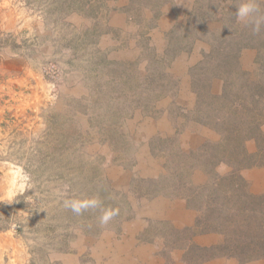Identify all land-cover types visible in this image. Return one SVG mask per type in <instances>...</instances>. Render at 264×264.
Segmentation results:
<instances>
[{
	"label": "rangeland",
	"instance_id": "obj_1",
	"mask_svg": "<svg viewBox=\"0 0 264 264\" xmlns=\"http://www.w3.org/2000/svg\"><path fill=\"white\" fill-rule=\"evenodd\" d=\"M244 2L0 0V197L32 185L0 199V264H108L127 237L264 259V25Z\"/></svg>",
	"mask_w": 264,
	"mask_h": 264
},
{
	"label": "crops",
	"instance_id": "obj_2",
	"mask_svg": "<svg viewBox=\"0 0 264 264\" xmlns=\"http://www.w3.org/2000/svg\"><path fill=\"white\" fill-rule=\"evenodd\" d=\"M131 235H142V232L145 231V228L141 227H127V230ZM131 238H123L121 241L116 240L115 243H111L106 246L105 254L108 256V264H129L132 260L134 261L133 264H139L141 259L144 260L143 264H194L193 262L189 261L186 252L180 248H173L171 250H163L164 252L158 254L159 248H154L151 250L149 247L153 246L151 244L148 245H139V250L136 252L135 250L132 252L130 247L133 244L130 243ZM148 248V249H147ZM134 254V256H132ZM225 260L221 259H213L206 262H200L199 264H223ZM132 264V263H131ZM230 264V263H229ZM252 264H264V259L259 260L258 262Z\"/></svg>",
	"mask_w": 264,
	"mask_h": 264
},
{
	"label": "clouds",
	"instance_id": "obj_3",
	"mask_svg": "<svg viewBox=\"0 0 264 264\" xmlns=\"http://www.w3.org/2000/svg\"><path fill=\"white\" fill-rule=\"evenodd\" d=\"M258 12V7L255 0H246V2L240 4L237 7L236 17L239 22L242 23H253L254 31L259 32L261 26L264 25V17L254 16L255 13ZM221 168L224 165L220 166ZM32 185L28 182L27 177H23L22 182L17 183L16 179H13L11 182V186L7 189L3 197L0 199H4L7 202L11 203L16 200L18 195H22L27 189H30ZM64 207L66 209L71 210L74 214L80 215L84 211L88 209H95L100 207V201L95 198H84V199H65ZM118 208H108L102 210V215L100 216V223L102 225L108 224L113 217L118 215Z\"/></svg>",
	"mask_w": 264,
	"mask_h": 264
}]
</instances>
